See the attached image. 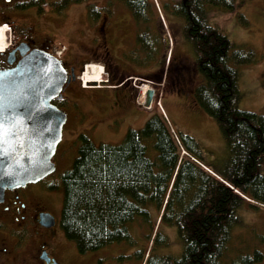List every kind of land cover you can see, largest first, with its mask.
<instances>
[{
	"label": "trees",
	"instance_id": "obj_1",
	"mask_svg": "<svg viewBox=\"0 0 264 264\" xmlns=\"http://www.w3.org/2000/svg\"><path fill=\"white\" fill-rule=\"evenodd\" d=\"M118 2L136 26L124 56L136 67L155 73L147 79L161 80L169 42L153 2ZM161 3L166 14L182 21L181 36L192 46L196 70L203 77L193 97L215 120L226 158L203 161L194 138L177 131L178 144L157 112L142 128H129L119 144L96 146L80 133L70 167L48 183L62 191L60 229L80 254L112 243H135L130 224L139 231L151 229L149 252H138L143 264L260 263L263 235L255 233L254 243L240 240L232 249L235 229L244 225L238 210L254 209L251 201L264 204V111L241 109L237 86L238 67L254 63L259 56L250 46L232 42L210 22L211 12L218 10L235 13L244 25L245 17L237 13L241 4L237 0ZM159 58V72L151 70ZM181 149L187 155L181 157ZM168 227L176 230L180 253H153L158 246L173 244L160 232Z\"/></svg>",
	"mask_w": 264,
	"mask_h": 264
},
{
	"label": "rangeland",
	"instance_id": "obj_2",
	"mask_svg": "<svg viewBox=\"0 0 264 264\" xmlns=\"http://www.w3.org/2000/svg\"><path fill=\"white\" fill-rule=\"evenodd\" d=\"M92 1L93 5L99 6L105 4L107 0ZM151 1L160 20L164 22V27L166 28L165 36L169 42L166 51L167 58L163 63L162 79L157 81L147 79L146 76L155 73H152L149 69L136 67L126 59L121 50L116 48V46L123 47V49L128 48L133 42L136 32V26L130 17L129 11L125 10V7L118 0H115L111 6V9L116 13L109 29L106 26L105 31H102L97 25L94 30L95 38L92 43L88 42V35H84L82 38H80V35L78 36V55L75 56L74 60L78 64L79 77H82L84 71L87 70L90 72L99 71L97 68H89L88 65L91 63L102 67L100 71H102L103 80L102 82L100 81L99 85L105 84L104 81L107 80V74L111 71L115 72L117 70L119 74L118 80L123 76L128 77L131 75L130 80L126 79V82H124V86H126L128 81L133 88L136 87L133 92L135 98L139 96L138 86L147 85L149 88L155 89V100L161 96V106L168 116L170 125L182 134L194 138L202 151L203 161L208 163L209 161L219 162L224 160L227 150L215 120L205 113L192 96L185 95L180 91L178 85L170 79L175 77V79L178 78L179 82L183 81V77L180 75L184 73L185 63L192 86H197L203 81V77L195 67L193 48L181 36L182 21L177 16L166 14L163 11L161 1L164 0ZM237 2L241 4L237 13H242L245 17L244 25L239 22L235 13L220 12L218 10L211 12L210 22L220 27L232 42L237 45L246 44L250 46L259 56L254 63L238 67L237 86L241 94L239 107L260 113L264 111V0H237ZM76 16V20L80 18L78 14ZM4 25L6 23L1 26ZM77 25L85 29L80 20H78ZM122 34L126 35L128 39V42L126 39L125 44L120 40L123 36ZM109 43H112L115 49ZM80 49L81 52L79 51ZM169 54L171 55L170 60H168ZM158 61L157 66L150 68L151 70L161 68L162 59L159 58ZM167 61H169L168 68H166ZM174 62H177L176 68H172V63ZM106 65L111 66L113 69L109 70ZM164 71L167 72L164 74ZM78 82L79 86H82L80 79ZM99 88L86 90L77 87L69 95L68 105L66 106L69 118L64 126L62 140L58 146L60 156L56 158V174L70 167L76 155L75 142L80 133L88 135L96 146L102 143L114 145L121 143L128 128H142L153 112H157L159 116L163 117L160 108L154 100L152 107L148 109L138 103L139 97L136 99L137 107L134 111L124 115L127 111L122 107V91H116L114 94L109 89ZM46 182L47 180L43 182V185ZM48 195L50 199L48 205L45 204L42 207H48L59 218L63 199L62 191L55 189L54 192H50ZM41 199H38L40 205ZM254 206V209L244 207L238 210V214L243 218L244 225L235 229L233 250L236 249L240 240L249 244L254 243V240L258 239V235L255 236V233L264 236V205L256 204ZM128 227L135 243H112L97 251L80 254L76 250L75 245L69 241L71 247L76 251L75 259L63 264H141L138 252L142 250L149 252L152 241L149 242L147 235L151 233V229L146 227L139 231L136 225L131 227L130 224ZM160 232H162V235L168 236L173 244L168 247L158 246L153 253H180L182 246L176 230L168 227L166 230L161 228ZM169 247L171 248L167 250ZM259 249L263 257L262 261L257 264H264V242L259 244Z\"/></svg>",
	"mask_w": 264,
	"mask_h": 264
},
{
	"label": "flooded vegetation",
	"instance_id": "obj_3",
	"mask_svg": "<svg viewBox=\"0 0 264 264\" xmlns=\"http://www.w3.org/2000/svg\"><path fill=\"white\" fill-rule=\"evenodd\" d=\"M114 1L107 0L105 4L95 6L92 0H0V25L6 23L10 28V32L7 34L5 31L3 39L0 38L4 43V48L0 51L7 46L6 50L0 53V70L12 69L29 55H38L39 52L59 56L57 58L65 70V80L59 93L50 102L66 114L67 122L69 114L66 106L69 95L77 87L82 88L78 82V64L74 60L78 55V36L82 38L88 35V42L92 43L97 25L102 31H105L106 26L109 29L116 13L111 9ZM77 14L80 18L76 20ZM130 17L132 18L131 14ZM78 20L85 29L77 25ZM126 39V35L120 38L124 44ZM109 44L113 47L112 43ZM116 48L122 53L128 49L117 46ZM79 51L81 52V49ZM176 63H172V68ZM88 67H95L99 71L95 73L84 71L85 84L103 80L101 65L93 63ZM106 67L109 70L113 69L109 65ZM184 67V73L180 75L183 77L182 82L173 76L170 79L185 95L193 97L195 86H192L185 63ZM118 77L117 70L108 72L105 84L91 85L86 90L100 87L99 89H109L114 94L116 91H122V107L127 111L125 115L137 107L133 94L136 89L128 82L126 86L118 85ZM60 142L52 158L55 167L56 158L60 156L58 147ZM54 174L56 169L43 179L48 181L45 185L41 180L4 190L0 199V264H52L53 261L63 264L75 259L76 251L62 235L59 218L48 207H42L48 205L50 200L48 194L55 191L53 186H48L49 180L55 178ZM40 198L41 205L38 203ZM50 215L53 216V223Z\"/></svg>",
	"mask_w": 264,
	"mask_h": 264
},
{
	"label": "water",
	"instance_id": "obj_4",
	"mask_svg": "<svg viewBox=\"0 0 264 264\" xmlns=\"http://www.w3.org/2000/svg\"><path fill=\"white\" fill-rule=\"evenodd\" d=\"M64 80L61 61L42 52L0 70V199L6 188L36 183L54 171L51 159L66 115L50 100ZM146 97L148 105L151 89Z\"/></svg>",
	"mask_w": 264,
	"mask_h": 264
},
{
	"label": "bare ground",
	"instance_id": "obj_5",
	"mask_svg": "<svg viewBox=\"0 0 264 264\" xmlns=\"http://www.w3.org/2000/svg\"><path fill=\"white\" fill-rule=\"evenodd\" d=\"M4 34H5V28L3 27V28H0V38H2V37H4ZM3 39V38H2ZM2 39H0V50H2L4 47V43L2 42ZM91 64H93V63H91ZM93 68H95V67H93ZM102 68V67H101ZM86 72H90V71H86ZM95 72V71H94ZM83 75H84V73H83ZM82 80L84 81V79H83V76H82ZM84 83H85V81H84ZM87 85V84H86ZM147 90H149V87L147 86V85H142L141 87H140V94H139V99H138V103L139 104H142L143 103V101H144V97H145V92L147 91Z\"/></svg>",
	"mask_w": 264,
	"mask_h": 264
},
{
	"label": "built area",
	"instance_id": "obj_6",
	"mask_svg": "<svg viewBox=\"0 0 264 264\" xmlns=\"http://www.w3.org/2000/svg\"><path fill=\"white\" fill-rule=\"evenodd\" d=\"M163 115H164V118L167 119L166 116H165V114H163Z\"/></svg>",
	"mask_w": 264,
	"mask_h": 264
},
{
	"label": "crops",
	"instance_id": "obj_7",
	"mask_svg": "<svg viewBox=\"0 0 264 264\" xmlns=\"http://www.w3.org/2000/svg\"><path fill=\"white\" fill-rule=\"evenodd\" d=\"M161 102H162V99H161Z\"/></svg>",
	"mask_w": 264,
	"mask_h": 264
}]
</instances>
